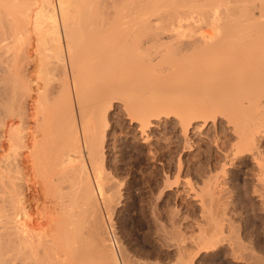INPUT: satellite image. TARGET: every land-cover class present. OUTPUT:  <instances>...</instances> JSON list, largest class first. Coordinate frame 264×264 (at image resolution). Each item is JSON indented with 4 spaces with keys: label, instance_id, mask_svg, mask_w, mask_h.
Returning <instances> with one entry per match:
<instances>
[{
    "label": "bare ground",
    "instance_id": "obj_1",
    "mask_svg": "<svg viewBox=\"0 0 264 264\" xmlns=\"http://www.w3.org/2000/svg\"><path fill=\"white\" fill-rule=\"evenodd\" d=\"M142 1L128 13L115 0H0V264H196L173 209L161 214L154 199L151 253L113 231L130 168L112 106L128 143L152 160L154 135L177 128V177L203 172L186 152L205 135L219 153L196 197L199 246L226 244L233 261L264 264L251 229L234 234L224 194L228 169L253 162L264 213V0Z\"/></svg>",
    "mask_w": 264,
    "mask_h": 264
},
{
    "label": "rangeland",
    "instance_id": "obj_2",
    "mask_svg": "<svg viewBox=\"0 0 264 264\" xmlns=\"http://www.w3.org/2000/svg\"><path fill=\"white\" fill-rule=\"evenodd\" d=\"M115 1L118 4L122 3L123 6L131 7V9L127 10L128 13L139 10L141 5L144 4V2L142 0H135V1H133L134 2L133 4L129 3L127 0H115ZM112 110H114V111H112ZM111 113H112L111 115L113 116V118H112L113 122L115 123V121H116V123H115L117 126L116 128H118L117 130L120 132L119 134L121 135L120 136V143H121L120 147H122V149H123V151L121 153L122 154L121 158H123V160L121 162V167L123 169L127 168L128 170L130 168L129 177H127L124 184L121 186L122 188H121V192H120L121 193L120 203L118 204V206H116L117 209L114 211V214L112 217L113 223L111 222V224H113L112 229L113 228L115 229V234L117 235V237L119 235V237L122 240L119 237L118 238L121 241H124L123 243L124 244L126 243L125 245H127V246L131 245V247L137 248L139 250L141 248V250L144 252H145V250H146V252L150 251V253L153 251V249L155 247V245L153 244L154 243L153 241L155 239L154 238L152 239L153 234L151 233L152 230L150 231L151 228H150V221L149 220H150V208H151L150 204H152L150 202H152L154 199V200H156V204H157L156 206H158L157 208H159L158 210L161 212V214H165L167 209H168L167 207H169V206L173 209L174 214H175V218H176V223H177L176 226L179 224L177 227V231H179L178 236L180 235L179 233H181L180 236L184 237V238L183 237L182 238L186 241V243L189 242V246L195 245L193 247V248L196 247L195 249H192V247L188 249L190 252V253L188 252V254L192 255V256L195 255L194 259L200 260L199 263H201V264L202 263H204V264H209V263L210 264H216V263L217 264H245L244 261L236 262V261L232 260V257L228 253V252H230V250L226 244H223L222 247L221 246L218 247L217 248L218 250L217 249H215L214 251L209 250V252H205V250L204 251L201 250V248L199 246V245H201V244H199V242H200V239L202 238L200 236H202L201 232H202V228H203V227H200V225L202 226L203 224L199 225V223H204V222H203V217H202L203 215L201 214L202 208H200V205L197 202L198 198H196V197H200V195L202 194V192L200 191L201 189L199 187L201 186L203 179H206L205 177L207 176V174L209 175V169H210L211 173H215V171L217 172L218 168H215V166L218 165L216 155H218V153H219L213 145L207 144L205 142V140H204L205 135L203 136L202 134H200V135L198 134L199 139L195 136L196 140L198 139V141L200 140V138L203 139V141L200 140L203 143L199 141V144H198L201 146V149L199 150L200 155H197L196 157L194 156L197 154V153H194V151L198 147V145L195 144L196 142L194 143V141H192V143H194V144L191 143V145L193 146L192 149H194V150L186 152V154L189 156V158L192 157V159L194 161L195 160L199 161L200 164L198 163V166L203 170V172L200 174L190 173L188 175H184V177L182 175L183 173H181L182 176L180 175V177H181V179H180L179 176L177 177L176 171H175V173H176V175H175L173 170H170V168H168L170 159L172 160V162L175 161L174 163H176V160L178 158L177 156L180 154L182 148H184L182 146L183 142L181 141L179 134H178L179 137L176 135L175 131H177L176 130L177 128L175 129V127H173L175 130L170 128L171 131L169 133L171 134V132H172V134L170 135L169 133H167L169 137L166 136L167 135L166 133H165V135L162 133L154 135V137L152 139V143H153L152 146L154 145L153 151L155 153L153 151H152V153H154L155 158L152 160L153 157L151 158V155L149 157V154L145 153L144 151H140V150L137 151L138 149L136 150V148L134 147L135 146L134 144L128 143V141H131V138L133 136V132L132 133H130L131 131L128 132V129L122 130V128L125 126V124L127 122L125 121V116L121 113V111L118 112V109L115 108L114 106H112ZM125 128H126V126H125ZM132 141H134L133 138H132ZM167 144L170 145V147ZM207 149H209V150H207ZM204 150H206V151L204 152ZM207 152H209V153H207ZM181 153H185V152H181ZM190 154H192L193 156H191ZM111 157L112 156H109L110 162H112L114 160L113 157L112 158ZM193 157H195V158H193ZM111 159H113V160H111ZM215 159H216V161H215ZM253 164H254L253 162H247V164L242 163L243 166L241 164H239V166H237V167H236V164H233V167L231 166L228 169V176H227L228 178H227V182H226V185H228V187L226 186V188H228V190L226 189L227 191L225 190V193H224L226 196L225 199L228 202L227 204H229L227 206L228 210L226 211V213L227 212L228 213H227L226 217L228 219L231 218V220H232L231 222L234 224V225H232V229L234 231V234H236L237 232H239L238 234H240V233H242V231L244 232L246 229H249V230L251 229L250 231L252 232L254 242L257 244H260L262 242L261 245H264V239H263L264 238V234H263L264 233V231H263L264 230V223H263L264 222V213L263 212L260 213L261 209L259 208L260 206H257L258 202L256 200V196L252 194L253 193L252 192V187H253L252 185H254L255 176H256L255 174L258 170V167L256 165H253ZM162 166H164V169H165L164 171L162 169ZM239 167H240V169H239ZM248 167H249V169H248ZM256 168H257V170H254ZM149 171H154L155 176H156V178L152 179V181H151V183L153 182V184H152L153 189H151L152 185L150 186V183L149 182L147 183V180H146L147 175L149 174L148 173ZM251 171H253V172H251ZM254 171H255V174H253ZM163 172L167 175H165ZM173 173H174V175H173ZM257 174H258V172H257ZM163 175H165V176H163ZM249 175L251 176V178ZM166 176H168V179H170V178L172 179V180L170 179L171 181L168 180L169 182H172L173 178L176 177V178H174L176 180L173 181L175 184L169 183V185L171 186V189H167L168 194H166V191L163 194L158 192V198H159V196H160V198L156 199L157 190H160L161 186L163 185L162 182H163V180H165ZM182 177H183V179H182ZM252 177H254V178H252ZM184 178H186L185 180H187L189 178L190 181L188 180L187 182H190V184L187 182L185 183ZM249 178H250V180H249ZM183 186H184V188H183ZM148 187H150V188H148ZM190 187H192V189ZM193 188L195 189V191L197 189V193L196 192L194 193ZM178 189H179V191H181V193L178 191ZM189 189H191L192 191ZM248 189L249 190L251 189V190L249 191ZM182 190L184 192H182ZM185 191H186V193H185ZM159 194H162V195H159ZM194 194L195 195L198 194L199 196H194ZM193 196H194V198H193ZM150 198L152 201H150ZM253 198H255V199H253ZM157 200H158V202H157ZM233 201H234V203H233ZM195 202H197V203H195ZM240 202H241V204H240ZM255 204H256V207H255ZM253 205H254V207H252V209H251L250 206H253ZM253 208L255 210L257 209V211L253 210ZM229 211H231V212H229ZM236 212H237V214H236ZM262 215H263V217H262ZM261 222H262V224H261ZM112 229H111V231H112ZM114 229H113V231H114ZM116 230H118V231H116ZM181 230H183V231H181ZM235 231H237V232H235ZM183 232H184V234H183ZM243 235H245V234H243ZM193 241H194V243H193ZM190 243L193 245H190ZM141 246H143V247H141ZM176 248H178V246H176ZM176 248H174V249H176ZM227 249H228V252H227ZM177 251L176 250L171 251V253H172L171 258L172 259L177 257L176 256L178 254ZM227 253L229 255L225 256V254H227ZM198 260H196L197 262L195 261L196 264L198 263Z\"/></svg>",
    "mask_w": 264,
    "mask_h": 264
}]
</instances>
